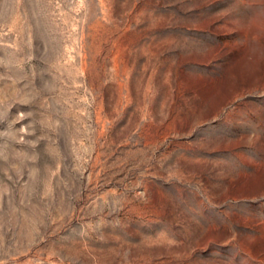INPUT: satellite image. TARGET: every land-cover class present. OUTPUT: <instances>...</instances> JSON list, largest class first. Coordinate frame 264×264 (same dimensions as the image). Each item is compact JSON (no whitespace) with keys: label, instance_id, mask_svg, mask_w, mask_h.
Returning <instances> with one entry per match:
<instances>
[{"label":"rangeland","instance_id":"obj_1","mask_svg":"<svg viewBox=\"0 0 264 264\" xmlns=\"http://www.w3.org/2000/svg\"><path fill=\"white\" fill-rule=\"evenodd\" d=\"M0 264H264V0H0Z\"/></svg>","mask_w":264,"mask_h":264}]
</instances>
